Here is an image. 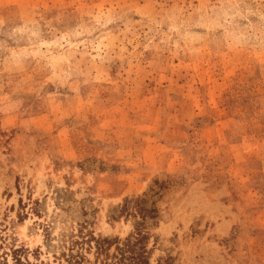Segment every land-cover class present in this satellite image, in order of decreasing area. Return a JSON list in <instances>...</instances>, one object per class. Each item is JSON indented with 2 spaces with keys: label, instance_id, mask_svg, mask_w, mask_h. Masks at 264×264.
<instances>
[{
  "label": "rangeland",
  "instance_id": "1",
  "mask_svg": "<svg viewBox=\"0 0 264 264\" xmlns=\"http://www.w3.org/2000/svg\"><path fill=\"white\" fill-rule=\"evenodd\" d=\"M129 235L264 264V0H0V264Z\"/></svg>",
  "mask_w": 264,
  "mask_h": 264
},
{
  "label": "trees",
  "instance_id": "2",
  "mask_svg": "<svg viewBox=\"0 0 264 264\" xmlns=\"http://www.w3.org/2000/svg\"><path fill=\"white\" fill-rule=\"evenodd\" d=\"M91 240L94 242L93 262L91 264H150V250L134 241L129 235L123 241L116 240L113 252H109L110 244L101 238ZM133 237V238H132ZM82 257L70 254L67 264H81Z\"/></svg>",
  "mask_w": 264,
  "mask_h": 264
}]
</instances>
